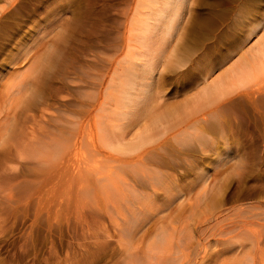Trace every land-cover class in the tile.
Here are the masks:
<instances>
[{
	"label": "rangeland",
	"instance_id": "1",
	"mask_svg": "<svg viewBox=\"0 0 264 264\" xmlns=\"http://www.w3.org/2000/svg\"><path fill=\"white\" fill-rule=\"evenodd\" d=\"M138 3L0 0V264H264V104L204 97L258 44L264 0H188L146 76L182 105L156 126L111 88Z\"/></svg>",
	"mask_w": 264,
	"mask_h": 264
},
{
	"label": "bare ground",
	"instance_id": "2",
	"mask_svg": "<svg viewBox=\"0 0 264 264\" xmlns=\"http://www.w3.org/2000/svg\"><path fill=\"white\" fill-rule=\"evenodd\" d=\"M187 3L188 0H139V3L137 4L138 18H137V22L133 23L134 26L136 24V29H134L135 27L133 26V24H132L133 31H131L130 29L131 35H133L132 33H137V34H135V38L129 37L130 38L129 40L130 42L131 40L135 42L137 40L136 36L139 34V37L137 36L138 38H140V41L138 40L140 44L139 46H137L139 49L134 48L135 47L133 46L135 45L134 43L133 44L131 43V45L128 46L129 48L131 47L130 48L131 54L134 52L131 51L132 47L134 50L138 49L140 51L141 50L140 46H141L142 49H144L148 54L147 55L148 58L143 61L142 68L139 70L136 69L135 67L136 63L133 64V60L135 59V57L137 58V56L134 55V53L131 56L129 54L130 52L128 53V55L126 54L127 58L124 57L125 60L124 59L123 60L126 61V64H129L128 65L129 67L127 68L126 65L124 64L127 71L126 72L127 75L121 71L124 76L121 77V79H118V81L116 80V78L113 79L111 86V88L114 87L115 89L116 88L118 89V93L117 92L116 93L120 94L121 96L119 95L118 96L122 98V101H119L121 102L119 106L120 107L119 114H121L125 119L129 117L128 120H130V122L134 121L135 119L134 117L130 118V114H133L131 110V105L135 103L137 105L143 103L146 104L145 111L147 112V114L151 113L153 126H156L157 124L160 125L169 124L170 121H173L175 118H176L175 120L179 119L177 117H179L180 114L182 113L181 104H180L181 106L177 104V107H174L175 106L174 103H172V105H174L173 107L171 106L169 107L166 105L165 106L158 105L156 100L157 98L153 99V96L155 94L153 91V83L146 81L147 80L146 76L151 72V69L155 64L157 57L161 53H163L164 47L167 45L169 39L173 36H176V34L179 32L177 30L178 21L181 16L182 10L184 9L185 5H187ZM247 33L248 34L246 38L258 36L257 37L258 41L256 42L258 44H256L254 48L252 47L253 49L250 56L244 58L241 64L237 66L236 69L232 70L227 77L224 76L223 80L217 83L215 82L216 84L212 86L210 90L208 89V91H205L204 97H208V98L215 97L221 91L223 92L224 90H230L237 87V88L246 89L247 91L246 95H248L247 97H249L247 99L251 101L252 100L257 101L258 97H261L260 100L262 102L258 101V103L264 104V18L262 22H259L255 26L251 27L250 31ZM133 56L135 57L133 58ZM16 90L18 92H21L23 90V86L19 84V86L16 87ZM201 100L202 99H199V102ZM104 108L106 107L105 106L102 107V105L100 106L99 108L100 115L103 113L105 116L106 112L105 111L103 112ZM104 116L101 117L105 118ZM100 125L102 124L100 123ZM80 128L81 129L79 130V132H83L84 128L82 129V126ZM143 128H144L143 129L144 133L151 130V126L149 124H145ZM121 148L124 150L126 146L120 145L119 149ZM140 182L142 184L149 183L148 177L144 175V177H142ZM131 188H133L132 192L137 195L136 189L133 186ZM127 204L132 207L134 206V204H132L130 201H128ZM123 207L125 211L128 210L126 205H124ZM177 239H179V237ZM180 242H182L181 238H180ZM251 263L252 261H249L248 259H246V261L241 262V264H251Z\"/></svg>",
	"mask_w": 264,
	"mask_h": 264
}]
</instances>
